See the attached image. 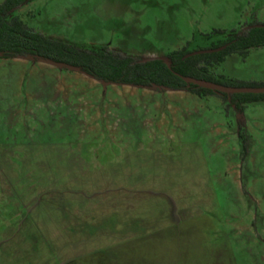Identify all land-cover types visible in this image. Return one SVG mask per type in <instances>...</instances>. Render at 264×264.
Instances as JSON below:
<instances>
[{"label": "rangeland", "instance_id": "1", "mask_svg": "<svg viewBox=\"0 0 264 264\" xmlns=\"http://www.w3.org/2000/svg\"><path fill=\"white\" fill-rule=\"evenodd\" d=\"M12 15L49 39L144 61L218 49L230 31L264 23V0H32ZM207 75L264 87V45L226 55ZM224 95L102 84L0 58L1 248L33 247L41 264H264V102ZM127 149L151 165L173 161L201 207L144 222L143 234L115 231L119 191L143 197L151 187L102 169Z\"/></svg>", "mask_w": 264, "mask_h": 264}, {"label": "trees", "instance_id": "2", "mask_svg": "<svg viewBox=\"0 0 264 264\" xmlns=\"http://www.w3.org/2000/svg\"><path fill=\"white\" fill-rule=\"evenodd\" d=\"M32 0H3L0 3V58H24L48 62L77 71L96 82L169 91H187L198 97L222 93L197 87L185 78L211 81L207 68L220 64L236 51L264 45V23H254L244 31H230L213 48L188 53L184 49L169 52L163 59L139 61L131 56L109 51L105 46L76 47L49 39L28 28L12 12ZM219 33L218 31H213ZM233 101L232 98H230ZM237 102H264V94L248 95Z\"/></svg>", "mask_w": 264, "mask_h": 264}, {"label": "crops", "instance_id": "3", "mask_svg": "<svg viewBox=\"0 0 264 264\" xmlns=\"http://www.w3.org/2000/svg\"><path fill=\"white\" fill-rule=\"evenodd\" d=\"M101 167L104 171L111 172L114 179H146L151 183L150 190L144 193L143 197L140 196L141 193H136L135 195L140 196L136 197L134 194L131 195V191H119L118 201L110 217L115 231L118 226L122 231L128 230L143 234L145 230L142 224L144 222H173L176 212L179 215H183L190 208L197 209L202 205L201 196L196 198L195 192L192 190L194 182L182 178L173 161L158 160L151 165V162L146 157L137 158L134 151L127 149L122 152V156L116 163ZM201 182L204 187L203 178H201ZM121 192L123 193L122 195ZM205 203H207L206 206L210 204L209 196L205 197ZM9 247V244L5 247L2 246V248L0 246V264H41L40 253L35 251L33 247L28 248V250L24 248L23 254L19 250L9 251ZM111 248L97 250L88 255V257L104 253ZM25 251L28 252L25 253ZM75 260L63 261L59 264H72Z\"/></svg>", "mask_w": 264, "mask_h": 264}, {"label": "water", "instance_id": "4", "mask_svg": "<svg viewBox=\"0 0 264 264\" xmlns=\"http://www.w3.org/2000/svg\"><path fill=\"white\" fill-rule=\"evenodd\" d=\"M213 50V51H217ZM186 82L193 84L197 87L211 90L217 93H224V94H232V93H245V94H264V87L258 88H233V87H225L218 84H214L212 82H208L205 80H199L194 78H185Z\"/></svg>", "mask_w": 264, "mask_h": 264}]
</instances>
